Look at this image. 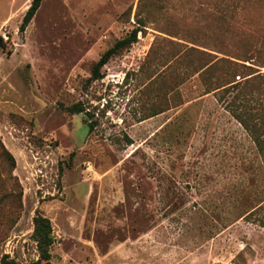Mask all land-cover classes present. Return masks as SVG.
<instances>
[{
    "label": "rangeland",
    "instance_id": "obj_1",
    "mask_svg": "<svg viewBox=\"0 0 264 264\" xmlns=\"http://www.w3.org/2000/svg\"><path fill=\"white\" fill-rule=\"evenodd\" d=\"M31 2L0 0V264L38 260V211L54 264H264V157L193 53L228 55L215 1L44 0L20 33Z\"/></svg>",
    "mask_w": 264,
    "mask_h": 264
},
{
    "label": "trees",
    "instance_id": "obj_2",
    "mask_svg": "<svg viewBox=\"0 0 264 264\" xmlns=\"http://www.w3.org/2000/svg\"><path fill=\"white\" fill-rule=\"evenodd\" d=\"M43 1L32 0L20 26V33L26 31ZM213 1H215L212 6L216 12L215 18L217 22L212 31L215 36L222 35V39L217 40L227 49L228 55L223 54L224 57H219L201 52L193 47V53L212 59L199 68L197 72L204 70L203 74L208 72L215 73L220 68H223L224 77L222 79L224 85L220 87L224 88L222 97L226 99L233 116L250 133L259 154L264 157V106H261V112L260 110H252L251 108L254 107L249 104V93L255 90L259 83L264 81V72L256 68H264V0ZM211 17H214V15ZM138 23L142 22L139 21ZM209 26L211 27V25ZM140 32L141 29L139 27L133 28L129 34L118 40L110 49L103 53L93 68V81L104 78L101 71L112 58L120 54L124 49L138 43ZM228 40L239 45L237 51L231 52L229 50L228 46L225 45ZM0 50L9 55L12 53L8 48V42L2 35H0ZM237 77H239L238 80H236ZM256 83L258 84L256 85ZM67 111L71 115H77L84 113L85 109L82 105L76 104L69 107ZM1 156L10 165V174L12 176L16 168L14 156L4 147H2ZM60 172L61 176L62 168ZM33 222L34 232L32 237L37 243L39 258L29 264H54L51 253V248L55 242L52 222L39 211ZM6 259L2 260V264H15L14 262H7Z\"/></svg>",
    "mask_w": 264,
    "mask_h": 264
}]
</instances>
